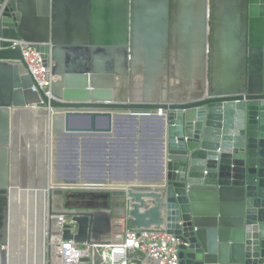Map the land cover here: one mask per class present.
Returning a JSON list of instances; mask_svg holds the SVG:
<instances>
[{
	"label": "water",
	"instance_id": "95a60500",
	"mask_svg": "<svg viewBox=\"0 0 264 264\" xmlns=\"http://www.w3.org/2000/svg\"><path fill=\"white\" fill-rule=\"evenodd\" d=\"M75 1L0 0V264H18L12 220L17 180L23 187L48 186L49 231L60 216L73 222L62 237L89 248L91 256L80 264H104L103 246H111L115 231L126 225L163 228L180 237V264H264V0H199L196 52L206 65L196 79L200 88L181 97L164 91L165 96L144 101L117 96L116 80H131V73L72 72L78 62L72 45L78 39L71 28L60 35L56 20L69 7L72 26ZM80 1L85 7L91 0ZM163 1L174 0H116L118 11L101 10L96 21L97 43L116 41L117 61L134 63L138 20L156 16L142 6ZM81 12L79 39L85 44L87 14ZM158 16L168 18L165 11ZM152 32L153 26H146L150 41ZM18 39L36 46L51 68L56 81L50 96L31 74L21 47H12L11 40ZM98 80H106L101 84L108 89L93 88ZM34 107L42 115L29 122L27 113ZM114 115L129 119L134 130L139 122L155 124L156 135L143 142L158 145L159 168L155 173L142 168L138 177L132 171L128 184L115 188L83 185L75 175L76 138L110 133ZM98 118L108 126L98 128ZM78 119L87 125L76 127ZM33 123L41 130L47 124L51 154L46 148L38 153L26 142L33 139ZM52 176L61 187L49 183ZM66 192L88 193L101 207L76 210L61 202L56 210L55 197L62 201ZM117 202L123 204L121 214ZM41 257L34 264H50L47 251ZM24 264H32L27 256Z\"/></svg>",
	"mask_w": 264,
	"mask_h": 264
},
{
	"label": "crops",
	"instance_id": "0c3cea01",
	"mask_svg": "<svg viewBox=\"0 0 264 264\" xmlns=\"http://www.w3.org/2000/svg\"><path fill=\"white\" fill-rule=\"evenodd\" d=\"M169 1L164 4H144L142 10L152 11L156 16L151 19L144 18L138 20L139 26V46L135 51L134 63L118 62L121 55L117 52L119 45L116 41L110 44H99L96 40V21L100 16L101 10L106 13H115L119 9L116 0H91L85 7L80 0L73 4L70 19L72 26H69V14L65 8L58 14L56 20V30L58 33L74 31L78 41L73 44L77 74L94 75H121L133 74L131 80H124L119 77L116 80V89L119 91L117 96L126 95L128 101H144L146 97L157 100L161 95L165 96L166 91H171V95L179 88L189 86L194 87L197 81L195 75L201 74L204 67L203 57L196 52L200 35V19L202 15V3L199 0H177ZM102 2V3H100ZM150 6V7H149ZM87 14L86 43L79 38L82 35L83 27L81 11ZM165 11L168 18H159V12ZM151 12V14H152ZM146 16L147 12H142ZM153 26L152 41L148 40L146 26ZM162 27L166 32V37L161 34ZM163 30V31H164ZM69 33V32H68ZM69 45V44H68ZM69 51V49H67ZM194 55V56H193ZM109 58L115 60L114 63H101L100 59ZM191 61V62H190ZM146 75H150L146 77ZM187 75H194L189 79ZM164 76V77H163ZM106 80H98L92 87L97 90H106L108 87L101 84ZM193 86V87H192ZM165 91V92H164ZM87 122L78 119L76 127H84ZM96 126L104 128L108 126L106 119H96ZM112 130L108 134H91V137L81 136L76 138L75 145V175L86 186H123L132 175V171L138 177L143 168L148 173L157 172L159 166V147L153 141H144L156 135L157 128L154 123L143 125L141 122L137 126H132L129 119L123 116L114 115L111 123ZM132 136H135V144L132 145ZM147 138V139H148ZM143 142V143H142ZM131 149V150H130ZM119 182V183H118ZM106 184V185H105ZM128 184V183H127ZM79 186V185H77ZM25 202L15 204L13 210L15 220L13 231L15 234L16 263L24 264L30 246L27 233L24 231L25 225ZM54 208L61 209L59 201H56ZM123 223V222H122ZM124 225V224H123ZM130 228L123 226L117 229L113 239L122 233L124 229ZM30 239H34L35 230L33 229ZM115 236V237H114ZM23 240V243H21ZM17 254L19 257L17 258Z\"/></svg>",
	"mask_w": 264,
	"mask_h": 264
},
{
	"label": "built area",
	"instance_id": "2783aa9c",
	"mask_svg": "<svg viewBox=\"0 0 264 264\" xmlns=\"http://www.w3.org/2000/svg\"><path fill=\"white\" fill-rule=\"evenodd\" d=\"M12 47H21L30 72L39 87L51 95L56 81L51 68L45 66L37 47L24 40H11ZM32 90L38 92L34 85ZM73 222L60 216L58 226L48 231L46 251L50 264H80V259L90 257V250L74 241L63 240L62 233ZM72 233L75 229L71 228ZM183 242L166 229L126 228L111 246H103L104 264H180V252Z\"/></svg>",
	"mask_w": 264,
	"mask_h": 264
},
{
	"label": "bare ground",
	"instance_id": "6f19581e",
	"mask_svg": "<svg viewBox=\"0 0 264 264\" xmlns=\"http://www.w3.org/2000/svg\"><path fill=\"white\" fill-rule=\"evenodd\" d=\"M202 60L204 61V59H202ZM201 74H197L194 79L196 80L197 78H199ZM199 84H201V83L197 82L196 84H194V87L192 86L193 88H190L189 86H187V87L183 86V87L179 88L177 91H175L173 94H174V96L181 97V95L186 93L187 91L190 92V91L198 90L200 88ZM27 114L29 115V118H28L30 120L29 122H31L32 120H33V122H35L36 121L35 119H37V118L40 119L41 115H42L41 110H39L38 108H35V107L32 108L31 110H29V112ZM24 121H26V122H24ZM24 121H22V123H28L27 119H25ZM37 123H35L36 125H34V123H33V126H29V128H30L29 131H31V135H33V139H31L29 141L26 140V142L29 143L30 145L32 144L34 146L35 150L38 151V153L40 152V150L42 148H46L47 151L49 149V153L51 154V146H50V143H48L50 141H48V138L46 136V134L48 133L46 130L47 124L44 125L43 129L41 130V129H39L40 126ZM44 130H46V131H44ZM45 132H46V134H45ZM53 176L50 179L49 183H51V185H54V186H60L61 184H59V183L55 184V182H54L55 180H54ZM36 183L37 182H35L34 186H31V187L29 185H28V187L27 186L23 187V184H21V182L19 180H17V183L15 185L17 187L13 191V197H14V201H15L14 203L17 205L18 203L25 202V204H26L25 207H27V211L25 212V215H24V218L26 220L25 221L26 228L24 231L27 233V237L29 238L28 244L30 246H33V244H34V247H29L28 257H27V259H30L32 264H34L35 257H36V259L38 256H42L41 258H43V254L46 253L45 244H46L47 239H48V231H49V227H50V217L48 216L49 202L47 199L48 186H43V188H40L41 186L36 185ZM65 187H67V186H65ZM70 187H81V186L79 185V186H70ZM106 187H108V188L114 187L115 188L117 186H106ZM56 201H59V203L61 205V202H62L61 199H59L58 197H55L54 206H55ZM15 204H14V206H15ZM14 206H13V208H14ZM116 209H117L118 214L122 213V211H123L122 202L116 203ZM12 220L14 223V220H15L14 212H13ZM119 223L122 224V220H120ZM33 229L35 230L34 239H32V237L30 239V235H31L30 232ZM120 234L121 233L119 232L118 236L116 238H118L120 236Z\"/></svg>",
	"mask_w": 264,
	"mask_h": 264
},
{
	"label": "rangeland",
	"instance_id": "374dc122",
	"mask_svg": "<svg viewBox=\"0 0 264 264\" xmlns=\"http://www.w3.org/2000/svg\"><path fill=\"white\" fill-rule=\"evenodd\" d=\"M62 204L76 210H94L100 208L102 202L95 200L88 193L66 192Z\"/></svg>",
	"mask_w": 264,
	"mask_h": 264
}]
</instances>
